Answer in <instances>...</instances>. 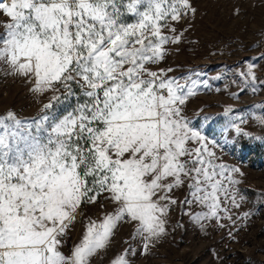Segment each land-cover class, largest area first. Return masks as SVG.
Wrapping results in <instances>:
<instances>
[{
  "label": "snow or ice",
  "instance_id": "1",
  "mask_svg": "<svg viewBox=\"0 0 264 264\" xmlns=\"http://www.w3.org/2000/svg\"><path fill=\"white\" fill-rule=\"evenodd\" d=\"M188 12L191 0H0V64L52 93L35 117L0 114V264H90L124 224L146 253L178 204L207 209L185 212L193 221L239 207L240 170L217 163L184 114L193 87L159 67Z\"/></svg>",
  "mask_w": 264,
  "mask_h": 264
},
{
  "label": "rangeland",
  "instance_id": "2",
  "mask_svg": "<svg viewBox=\"0 0 264 264\" xmlns=\"http://www.w3.org/2000/svg\"><path fill=\"white\" fill-rule=\"evenodd\" d=\"M191 4L196 12L175 24L182 41L168 46L159 67L171 68L170 76L193 87L184 114L194 130L206 135L216 162L240 170L232 174L238 181L239 207L229 201L221 205L219 219L193 221L185 212L207 209L178 204L167 218L166 233L146 253L143 241L131 235L134 227L121 225L90 264H112L129 248L134 250L128 253L130 264H264V0ZM249 65L254 66L255 81L248 75ZM30 87L0 64V114L12 110L20 118L37 116L52 93L41 96ZM185 194L177 191L175 197L183 200ZM103 211L99 205L82 209L65 252L79 242L88 219Z\"/></svg>",
  "mask_w": 264,
  "mask_h": 264
}]
</instances>
